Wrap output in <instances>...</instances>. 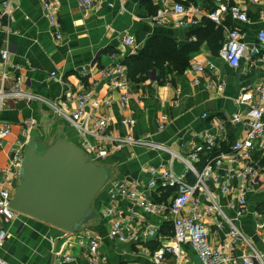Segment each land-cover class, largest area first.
<instances>
[{
    "label": "crops",
    "instance_id": "0c3cea01",
    "mask_svg": "<svg viewBox=\"0 0 264 264\" xmlns=\"http://www.w3.org/2000/svg\"><path fill=\"white\" fill-rule=\"evenodd\" d=\"M53 1L59 5L62 26L60 39L55 37L54 27L46 17L43 0H15L16 20L10 29L0 31V48L10 51L9 82L15 75L22 74L25 88L51 100L60 98L67 85L72 91L84 89L90 91L95 98H109L112 103L103 104L100 110L111 119L115 131L122 135L128 132H132L135 137L149 135L151 139L186 154L194 135L206 130L215 131L213 120L211 117L204 118V113L226 117V114L238 109L235 101L244 87L255 86L264 81L262 63L245 62L238 69H234L222 58L221 49L227 35L224 25L233 27L237 22L228 14L223 16L222 24L208 18L207 12L214 7L212 0H107L86 14L79 0ZM172 1L182 2L187 7L199 5L201 11L198 15L201 17L198 23L189 26L172 22L167 25L157 24L155 16L158 10ZM259 8L264 9V0ZM252 16H259L258 8L253 11ZM257 27L258 25L246 27L253 39ZM214 28L222 31L217 53H213L205 38L203 41L199 38ZM127 35L134 37L137 45L135 51L134 45L124 42ZM150 39L165 40L176 52H186L188 65L182 70L171 67L169 69L166 66L164 74L160 69L154 68L148 76L134 82L128 76L125 60L143 49ZM171 55L169 52V56ZM173 56L176 57V54ZM117 63L124 64L129 84L130 99L125 109L119 105L121 91L103 80L99 74L102 69ZM196 66L203 67L204 71H197ZM84 68L90 70V75H83ZM3 71L4 65L0 58V72ZM53 71L63 75L67 85L52 79ZM209 81L224 83V87L210 89ZM162 116L167 117L164 129L160 128ZM0 117L12 124V134L0 149V167L7 165L16 140L22 138L23 120L37 119L41 125L34 133L38 135H43V130L57 123V117H54L45 104L39 102L16 103L9 100ZM126 117H131L134 121L132 131L123 124ZM59 120L66 122L62 118ZM55 129L58 128L55 126ZM65 129L68 138L77 140V130L74 127L68 126ZM243 131V126L228 128L233 138L242 135ZM167 159L168 155L164 153L127 146L109 156L105 164L116 168L117 178L146 184L150 179L148 168ZM4 181V174L0 171V182ZM217 193L225 205L227 199L218 189ZM104 194L101 207L110 203L107 191ZM246 199V211L239 219V225L253 245L264 253V189L247 192ZM124 205L129 203L125 202ZM146 218L157 223L151 216ZM0 228L6 230L8 235L0 251V258L7 264H86L82 251L77 247L65 246L63 230L55 226L19 214L10 221L0 218ZM91 228L103 235L102 251L106 264H156L153 252L162 246L173 244L172 226L167 222H162V239L144 243L151 253L138 248L137 242L122 243L111 239L107 232V222L102 218ZM209 228L214 244H219L226 238L225 229H220L214 223ZM60 249H63L65 255L73 254L75 260L65 262L62 258L57 261L54 252ZM162 264L203 263L186 243L179 255L166 253Z\"/></svg>",
    "mask_w": 264,
    "mask_h": 264
},
{
    "label": "built area",
    "instance_id": "2783aa9c",
    "mask_svg": "<svg viewBox=\"0 0 264 264\" xmlns=\"http://www.w3.org/2000/svg\"><path fill=\"white\" fill-rule=\"evenodd\" d=\"M84 13L97 9L99 3L107 0H79ZM15 0H0V31L15 22ZM214 7L206 16L222 24L228 14L237 22L235 26H225L226 39L221 56L232 68L238 69L245 62H260L264 65V9L259 8L262 0H212ZM112 5V4H111ZM46 17L54 27L55 37H62L59 20V5L53 0H43ZM254 8V9H252ZM259 16L253 17L255 9ZM199 5L186 6L172 1L163 5L155 16L160 25L177 23L181 26L195 25L201 17ZM28 18V17H26ZM258 25L256 36L250 37L246 27ZM127 45L137 48L135 39L127 35ZM10 51L0 48V58L4 71L0 72V113L7 101L39 102L45 104L54 117L62 118L76 128L80 136V146L87 152L91 161L105 164L106 159L127 146L140 147L168 155V159L148 168L150 179L146 184L126 178H112L105 190L110 203L100 208L98 218L107 222L108 236L118 242H137L138 248L148 253L151 250L145 242L162 239V222L172 226L173 244L162 246L153 252L156 264H162L166 253L179 255L181 248L188 243L203 264H264V253L251 242L239 225V219L246 211V194L249 191L264 189V81L258 85L246 86L236 98L238 109L221 117L218 114L204 113L211 117L214 132L206 130L194 135L188 153L183 154L172 147L157 142L149 135L135 137L132 132L120 134L113 128L111 119L103 114L101 106L112 100L95 98L90 91H72L63 75L53 71L51 78L67 85L63 95L51 100L24 87L25 79L17 74L9 82L11 62ZM203 72L201 66L195 67ZM84 76L90 70H82ZM115 89L121 91L119 105L128 107L130 92L124 64L100 71ZM224 83L208 82V88L221 89ZM166 116L161 117L160 128L164 129ZM124 126L132 131L131 117L123 120ZM22 138L17 139L9 162L0 171L5 181L0 182V218L13 220L20 212L11 206L16 183L20 177L25 145L39 127L35 118L21 122ZM243 126L245 131L238 137H231L230 127ZM12 134L11 122L0 117V149ZM197 137V139L195 138ZM217 189L227 199L222 204ZM129 205H124V203ZM229 210L233 211L232 214ZM151 216L157 220L151 222ZM214 223L225 229L226 238L219 244L211 241L209 225ZM65 246L77 247L82 251L86 264H106L103 254V235L86 226L75 233L62 232ZM7 232L0 228V251L7 240ZM57 261L75 260L73 254H64L63 249L54 252ZM0 264H7L0 258Z\"/></svg>",
    "mask_w": 264,
    "mask_h": 264
},
{
    "label": "water",
    "instance_id": "95a60500",
    "mask_svg": "<svg viewBox=\"0 0 264 264\" xmlns=\"http://www.w3.org/2000/svg\"><path fill=\"white\" fill-rule=\"evenodd\" d=\"M53 127L33 134L25 145L11 206L21 214L75 233L97 221L95 201L117 174L91 161L87 152Z\"/></svg>",
    "mask_w": 264,
    "mask_h": 264
},
{
    "label": "trees",
    "instance_id": "16d2710c",
    "mask_svg": "<svg viewBox=\"0 0 264 264\" xmlns=\"http://www.w3.org/2000/svg\"><path fill=\"white\" fill-rule=\"evenodd\" d=\"M196 33L199 34L200 32ZM203 36L204 37H199L201 41L205 38L213 53H217L220 47L218 42L222 39V31L215 28L209 29ZM149 41L137 54L130 55L125 60L128 76L134 82L140 81L145 78V76H148L150 70L154 68L160 69L161 73L164 74L166 66L169 69L171 67L182 70L188 65L186 52L185 54L176 52L175 48L169 46V43L165 40L159 41L158 39H150ZM169 52L172 53L171 56H169ZM173 54H176V57H174Z\"/></svg>",
    "mask_w": 264,
    "mask_h": 264
},
{
    "label": "rangeland",
    "instance_id": "374dc122",
    "mask_svg": "<svg viewBox=\"0 0 264 264\" xmlns=\"http://www.w3.org/2000/svg\"><path fill=\"white\" fill-rule=\"evenodd\" d=\"M60 119V118H59ZM59 119H57L56 118V120H57V125L55 124H53V131H52V133H53V136L55 135V126L58 128V129H62L63 131H65V133H66V127H68V126H71V127H73L71 124H69L67 121L66 122H60V120ZM58 122L59 123H61V124H58ZM55 123V122H54ZM38 125H41L40 124V122L38 123ZM75 129V131H76V128H74ZM77 132V131H76ZM67 135V134H66ZM77 135H78V138H77V140L75 139H70V138H68V136H67V138L70 140V141H72V142H75V143H77V144H79L80 145V136H79V134H78V132H77ZM106 192V190L104 189V191L102 192V193H100L99 195H98V197H97V199H96V201H95V204H94V207H95V209H96V211H97V216H98V212H99V210H100V208H101V205H102V201L104 200V197H105V193ZM98 217H97V221H98ZM96 221V222H97ZM96 222H94V223H96ZM94 223H92V224H90L89 226H92ZM131 264H135V263H131Z\"/></svg>",
    "mask_w": 264,
    "mask_h": 264
}]
</instances>
